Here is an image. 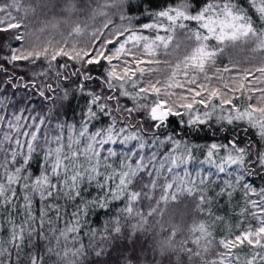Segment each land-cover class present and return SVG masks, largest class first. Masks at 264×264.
I'll return each mask as SVG.
<instances>
[{
	"label": "snow or ice",
	"instance_id": "1",
	"mask_svg": "<svg viewBox=\"0 0 264 264\" xmlns=\"http://www.w3.org/2000/svg\"><path fill=\"white\" fill-rule=\"evenodd\" d=\"M135 7L0 0V264H264V0Z\"/></svg>",
	"mask_w": 264,
	"mask_h": 264
},
{
	"label": "trees",
	"instance_id": "2",
	"mask_svg": "<svg viewBox=\"0 0 264 264\" xmlns=\"http://www.w3.org/2000/svg\"><path fill=\"white\" fill-rule=\"evenodd\" d=\"M157 2L161 3L163 2V0H157ZM131 3L133 5V8H132V14L133 15H139V12L137 10V8L135 7L138 3H140V0H131ZM99 23L100 21L98 20L96 22V26L98 27L99 26ZM86 38V37H85ZM3 39V36H0V40ZM23 67L24 65L22 64V69L21 70H18V74L19 75H25V71H23ZM97 71H99V69H96ZM209 138H210V134L209 135H206L205 133H201L199 137H196L195 139H197L198 142L200 143H204L206 141H209Z\"/></svg>",
	"mask_w": 264,
	"mask_h": 264
}]
</instances>
